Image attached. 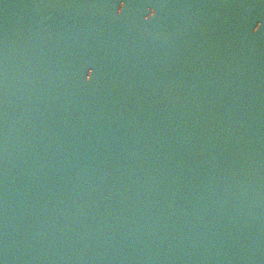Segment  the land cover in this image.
<instances>
[{
  "label": "water",
  "instance_id": "95a60500",
  "mask_svg": "<svg viewBox=\"0 0 264 264\" xmlns=\"http://www.w3.org/2000/svg\"><path fill=\"white\" fill-rule=\"evenodd\" d=\"M0 264H264V0H0Z\"/></svg>",
  "mask_w": 264,
  "mask_h": 264
},
{
  "label": "snow or ice",
  "instance_id": "6c2138e0",
  "mask_svg": "<svg viewBox=\"0 0 264 264\" xmlns=\"http://www.w3.org/2000/svg\"><path fill=\"white\" fill-rule=\"evenodd\" d=\"M121 4L123 5V7H124V4H123V2H121ZM120 4V5H121ZM123 7L122 8H120V11L122 12L123 11ZM150 10V9H149ZM152 10V9H151ZM155 15V12H154V14L152 15V16H154ZM91 77H92V70L91 69H89V71H88V73H87V78L90 80L91 79Z\"/></svg>",
  "mask_w": 264,
  "mask_h": 264
}]
</instances>
